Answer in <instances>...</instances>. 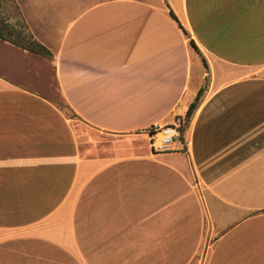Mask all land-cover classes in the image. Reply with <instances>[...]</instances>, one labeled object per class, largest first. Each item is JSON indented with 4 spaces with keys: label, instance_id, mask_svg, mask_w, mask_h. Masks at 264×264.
Returning a JSON list of instances; mask_svg holds the SVG:
<instances>
[{
    "label": "crops",
    "instance_id": "1",
    "mask_svg": "<svg viewBox=\"0 0 264 264\" xmlns=\"http://www.w3.org/2000/svg\"><path fill=\"white\" fill-rule=\"evenodd\" d=\"M23 1L52 59L0 43V264H264V0Z\"/></svg>",
    "mask_w": 264,
    "mask_h": 264
},
{
    "label": "rangeland",
    "instance_id": "2",
    "mask_svg": "<svg viewBox=\"0 0 264 264\" xmlns=\"http://www.w3.org/2000/svg\"><path fill=\"white\" fill-rule=\"evenodd\" d=\"M88 0H84V2H87ZM19 3L24 7L25 11L28 12V8L25 5L23 0H19ZM17 0H3L1 5H0V10H1V15L5 21H7L8 25L11 27L10 31L4 33L6 37H10V39H15L17 38V32L23 33V34H32L33 37H35L34 32L38 35L41 36L42 31H37L36 29L32 31L29 27L28 21L26 17L24 16L22 9L19 5ZM31 25H33L31 23ZM52 39L56 40L59 37V32L60 29H50ZM5 42L2 38H0V43ZM7 42V41H6ZM9 42V41H8ZM4 52V51H3ZM4 55L0 54V58H2ZM36 63H32L30 65V68L33 71H37V67L40 70L45 71L46 74L49 73L48 67L46 65L47 61L49 59L51 60L52 57H47V56H39L35 55ZM51 98L60 104L61 108L66 112L67 115H71L72 113L65 107V103L63 102L62 97L60 94L57 92L56 88L52 89L51 88V93H50ZM185 121V120H184ZM82 125V124H81ZM83 132H87L85 130V126L82 129Z\"/></svg>",
    "mask_w": 264,
    "mask_h": 264
},
{
    "label": "trees",
    "instance_id": "3",
    "mask_svg": "<svg viewBox=\"0 0 264 264\" xmlns=\"http://www.w3.org/2000/svg\"><path fill=\"white\" fill-rule=\"evenodd\" d=\"M2 1L3 0H0V5H1ZM170 14L177 22H179L177 16L175 15V13L172 10H170ZM180 27H182L181 24H180ZM10 28L11 27L8 25L7 21H5L3 19L2 15H1V10H0V38H2L5 41L11 42L18 47H21L23 49H27L31 52H34V53H37L40 55H44V56H48V57L52 55V52L45 45H43L41 42H39L37 39H35L32 36V34H23V33L17 32V38H15V39L11 40L10 37H6L4 35V33L12 30ZM184 32L187 34L185 29H184ZM190 45L195 50H198L196 43L192 39L190 40ZM206 80H207V78H206ZM204 90H205V84L199 89L194 100L189 105L188 111H187L186 116H185V121L182 125V132L183 133L185 132L186 123H187V121H189L191 119L193 113L195 112V110L198 106V103L201 100V97L203 95Z\"/></svg>",
    "mask_w": 264,
    "mask_h": 264
},
{
    "label": "built area",
    "instance_id": "4",
    "mask_svg": "<svg viewBox=\"0 0 264 264\" xmlns=\"http://www.w3.org/2000/svg\"><path fill=\"white\" fill-rule=\"evenodd\" d=\"M182 119H176L172 124H154L143 130L149 139L150 146L155 152H162L172 149L175 143L183 138Z\"/></svg>",
    "mask_w": 264,
    "mask_h": 264
}]
</instances>
